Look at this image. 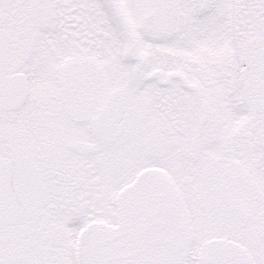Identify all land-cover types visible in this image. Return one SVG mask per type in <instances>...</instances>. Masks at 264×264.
<instances>
[{
	"label": "snow or ice",
	"instance_id": "obj_1",
	"mask_svg": "<svg viewBox=\"0 0 264 264\" xmlns=\"http://www.w3.org/2000/svg\"><path fill=\"white\" fill-rule=\"evenodd\" d=\"M0 264H264V0H0Z\"/></svg>",
	"mask_w": 264,
	"mask_h": 264
}]
</instances>
